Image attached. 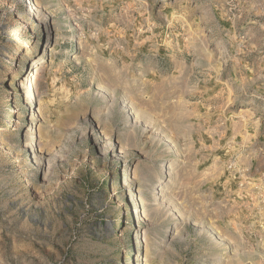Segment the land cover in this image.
<instances>
[{"label": "rangeland", "instance_id": "1", "mask_svg": "<svg viewBox=\"0 0 264 264\" xmlns=\"http://www.w3.org/2000/svg\"><path fill=\"white\" fill-rule=\"evenodd\" d=\"M125 15L167 25L190 79L123 55L110 29ZM213 97L233 117L264 106V0H0V264H264V172L247 176L237 143L225 194L196 154Z\"/></svg>", "mask_w": 264, "mask_h": 264}, {"label": "crops", "instance_id": "2", "mask_svg": "<svg viewBox=\"0 0 264 264\" xmlns=\"http://www.w3.org/2000/svg\"><path fill=\"white\" fill-rule=\"evenodd\" d=\"M149 11H144L146 14L144 19L151 17ZM168 19V14L161 11ZM152 26L147 22L139 26L125 15V22L112 24L110 34L113 36L111 41H119L124 46V54L132 63L144 70L147 76L155 78H185L190 79L185 75L190 69L189 63L185 58V52L180 48V41L177 37H170L169 27L162 25L160 31L154 32ZM122 35V36H121ZM121 36V37H119ZM118 39V40H117ZM252 78L255 79V64L253 65ZM257 77L260 72V64L257 65ZM238 74L235 75L238 76ZM243 78L242 76H240ZM251 88V89H250ZM210 89V88H208ZM252 90V94L260 93V86L255 85L248 87ZM228 94V91L225 92ZM215 94V93H214ZM242 91L236 88L232 91V104H237ZM195 110L194 121L192 122V140L196 145V154L200 162L208 163V179L216 182L222 187L225 194L232 190V182L229 178H224L226 174V166L224 165V157L230 151L236 154L233 148L237 143L244 145L243 153L251 155L250 164L246 165L243 170L251 179H260V173L264 172V106L258 107L251 104L244 107V110H250L245 117L235 115L233 117L231 107L229 108L226 101H221L218 98H202L198 102ZM242 109V108H241ZM263 110V112H262ZM244 117V118H242ZM261 143L260 146H257ZM239 144V145H240ZM240 152V151H238ZM264 179V178H263ZM259 182V181H258ZM238 190V189H236ZM234 194L235 191H232ZM258 196L262 193L256 191ZM238 205L242 206V219L245 220L249 214L258 206L254 200L252 192L246 187L236 191Z\"/></svg>", "mask_w": 264, "mask_h": 264}, {"label": "bare ground", "instance_id": "3", "mask_svg": "<svg viewBox=\"0 0 264 264\" xmlns=\"http://www.w3.org/2000/svg\"><path fill=\"white\" fill-rule=\"evenodd\" d=\"M29 4H30V8H28V9H32L31 8V3L29 2ZM43 24V27L45 28V26H46V22H44V23H42ZM26 48H25V51H23L24 53H23V58H25V57H28L29 56V58H30V61L32 60L33 61V59H34V55H33V49L35 48V45H33V44H29L28 46L26 45L25 46ZM18 74V73H17ZM19 75V74H18ZM130 189V188H129ZM157 190V188H155V191ZM135 205H137V202H135ZM139 242V241H138ZM138 251V250H137Z\"/></svg>", "mask_w": 264, "mask_h": 264}, {"label": "built area", "instance_id": "4", "mask_svg": "<svg viewBox=\"0 0 264 264\" xmlns=\"http://www.w3.org/2000/svg\"><path fill=\"white\" fill-rule=\"evenodd\" d=\"M232 166H233V163H232V162H231V163H229V164H228V166H227V170H228V176H230V175H231V174H230V169H231V170H233V167H232Z\"/></svg>", "mask_w": 264, "mask_h": 264}]
</instances>
